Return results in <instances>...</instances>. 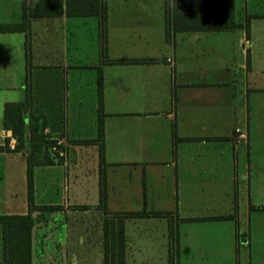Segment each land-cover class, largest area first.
Segmentation results:
<instances>
[{"label": "crops", "instance_id": "1", "mask_svg": "<svg viewBox=\"0 0 264 264\" xmlns=\"http://www.w3.org/2000/svg\"><path fill=\"white\" fill-rule=\"evenodd\" d=\"M101 1L71 16L39 0L0 32V264H104L118 219L124 263L240 264V205L264 241V10L233 0L239 25L167 33L172 0ZM22 21V0H0V24Z\"/></svg>", "mask_w": 264, "mask_h": 264}, {"label": "trees", "instance_id": "2", "mask_svg": "<svg viewBox=\"0 0 264 264\" xmlns=\"http://www.w3.org/2000/svg\"><path fill=\"white\" fill-rule=\"evenodd\" d=\"M57 3L60 10L61 0H51ZM49 9V8H48ZM65 10L68 15L73 16H89L103 15L105 7L101 0H65ZM45 11L40 8L39 0H22V16L21 23L0 24V32L15 31L25 28L26 18L28 16L38 15ZM46 10L45 12H47ZM239 24L234 21L233 0H172V13L167 18V33L170 28L173 31L182 30H216L235 27ZM248 29V21L245 25ZM27 101L17 103H6L4 108V125L9 128V123L14 119L22 125V110L26 106ZM99 110H101L102 97L99 92ZM14 124V122L12 123ZM18 126V125H17ZM44 128V120L40 115H31L29 118V131L31 137L37 140H43L42 130ZM99 138H102L103 129L102 121H99ZM45 163H51L46 160ZM104 178L100 177V197L104 199ZM27 199L32 202V171L27 169ZM264 208V206H263ZM137 214V213H128ZM27 222V227L31 226L32 221L28 216H23ZM3 217L0 216V221ZM122 220L116 222H105L104 224V264H127L123 261L124 253V235ZM166 264H175L173 257L170 256L169 262Z\"/></svg>", "mask_w": 264, "mask_h": 264}, {"label": "rangeland", "instance_id": "3", "mask_svg": "<svg viewBox=\"0 0 264 264\" xmlns=\"http://www.w3.org/2000/svg\"><path fill=\"white\" fill-rule=\"evenodd\" d=\"M240 2V0H238ZM253 3L254 9L255 10H264V4L260 3V0H250L249 3ZM239 5V4H238ZM255 26L257 27H263L264 26V21H256ZM246 153V152H245ZM245 153H242L245 155ZM240 219H241V228L242 231L246 232V240L248 242V245L243 247L242 243L240 244L241 249H240V264H249V257H250V252L253 251L255 254L256 252H260L264 250V241H263V236H262V230L257 231V229H253L251 233V239H250V234H249V220L247 216V211L246 208L244 209L240 205ZM114 217V216H112ZM117 217V216H116ZM117 219V218H116ZM115 219V220H116ZM242 242V241H241Z\"/></svg>", "mask_w": 264, "mask_h": 264}, {"label": "water", "instance_id": "4", "mask_svg": "<svg viewBox=\"0 0 264 264\" xmlns=\"http://www.w3.org/2000/svg\"><path fill=\"white\" fill-rule=\"evenodd\" d=\"M9 132V134H10V131H8Z\"/></svg>", "mask_w": 264, "mask_h": 264}]
</instances>
